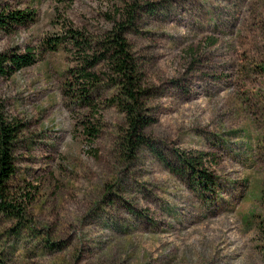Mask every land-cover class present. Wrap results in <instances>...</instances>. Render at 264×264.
Wrapping results in <instances>:
<instances>
[{
	"label": "rangeland",
	"instance_id": "obj_1",
	"mask_svg": "<svg viewBox=\"0 0 264 264\" xmlns=\"http://www.w3.org/2000/svg\"><path fill=\"white\" fill-rule=\"evenodd\" d=\"M132 1L139 9L124 39L152 123L151 146L128 153L111 72L98 64L89 106L75 99L67 86L76 52L65 37L97 45ZM0 8L36 13L0 31V53L37 57L0 78L4 118L19 124L4 201L21 212L0 210V264H264V0H0ZM53 38L65 40L55 51L46 48ZM176 153L202 155L215 191L197 192L171 172Z\"/></svg>",
	"mask_w": 264,
	"mask_h": 264
},
{
	"label": "trees",
	"instance_id": "obj_2",
	"mask_svg": "<svg viewBox=\"0 0 264 264\" xmlns=\"http://www.w3.org/2000/svg\"><path fill=\"white\" fill-rule=\"evenodd\" d=\"M138 3L132 1L120 10L121 18L125 21L117 24L115 31L106 37V40L93 44L80 33L71 32L68 43L76 52V67L69 72L70 83L68 92L75 94L77 100L89 106L92 89L97 86L98 78L93 72L101 62H105L106 68L114 79L113 86L117 87V93L113 98L114 104L125 118L126 130L121 138L120 145L128 153L140 147H150V140L144 136V131L152 123V120L144 114V105L141 101V91L138 85V70L134 59L128 51V45L124 39V32L132 24ZM36 13L33 10H8L0 8V31L9 34L14 28L24 27L35 22ZM59 40V41H58ZM61 39L53 38L48 41L46 48L55 51L64 45ZM35 53L27 50L22 54L11 51L7 54L0 53V78H9L20 71L31 67L36 61ZM119 82L116 83V81ZM19 124H11L4 118L0 105V210L20 215V210L11 203L5 202L6 181L14 174L12 163L13 146L17 139ZM97 130L93 128L88 131ZM88 135L95 137L96 134ZM178 166L167 168L178 175L186 176L188 182L194 185L197 192H214L215 183L213 177L203 166L202 158L176 153ZM162 159L161 157H159ZM165 163L164 160H162Z\"/></svg>",
	"mask_w": 264,
	"mask_h": 264
}]
</instances>
